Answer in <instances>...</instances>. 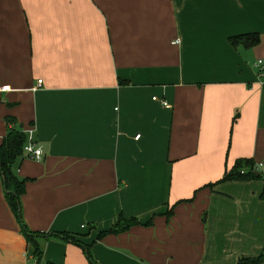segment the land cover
I'll use <instances>...</instances> for the list:
<instances>
[{
	"label": "crops",
	"instance_id": "1",
	"mask_svg": "<svg viewBox=\"0 0 264 264\" xmlns=\"http://www.w3.org/2000/svg\"><path fill=\"white\" fill-rule=\"evenodd\" d=\"M259 59L264 0H0V142L12 117L42 150L14 165L22 220L77 241L38 261L0 176V264L263 262L264 181H219L264 166Z\"/></svg>",
	"mask_w": 264,
	"mask_h": 264
},
{
	"label": "trees",
	"instance_id": "2",
	"mask_svg": "<svg viewBox=\"0 0 264 264\" xmlns=\"http://www.w3.org/2000/svg\"><path fill=\"white\" fill-rule=\"evenodd\" d=\"M232 45L242 44L245 47H251L259 42V35L257 33L241 34L235 37L229 38ZM122 82V81H121ZM6 123L8 125L7 135L0 142V176L2 179L5 198L19 221L21 232L24 235L28 243H30L34 250V257L39 261L42 256V250L39 245V239L46 237L60 238L68 241L77 242L72 236L65 233H52L45 234L42 232L30 231L22 220L20 197L25 192V178H19L14 170V165L22 157H27L24 151V145L28 140L27 131L23 130L22 127L17 126L14 118L6 117ZM15 126V127H14ZM255 163L250 158H239L235 161L234 165L229 171H226L223 177L219 181L227 179H260L261 176L251 170ZM241 170L245 172L241 174ZM214 184H210L212 186ZM261 198L264 199V188L261 194ZM171 210L166 212V216H170ZM137 220L131 218L129 220L120 217L117 224L109 229L107 232H101L100 236L106 233H118L124 231L128 227L137 224ZM149 224V223H148ZM86 252L88 260L92 264H97L87 246H83ZM262 256L258 257H241L238 264H261ZM49 264V263H48Z\"/></svg>",
	"mask_w": 264,
	"mask_h": 264
},
{
	"label": "built area",
	"instance_id": "3",
	"mask_svg": "<svg viewBox=\"0 0 264 264\" xmlns=\"http://www.w3.org/2000/svg\"><path fill=\"white\" fill-rule=\"evenodd\" d=\"M256 66L262 72L264 70V61L260 60V59L257 60ZM41 82H42V80H38L37 84L39 85V84H41ZM10 90H11V88L9 85L0 86V92H7ZM163 104L167 105V102L163 101ZM27 133H28V140H27L26 144L24 145V148L26 145H30L32 147L33 151L27 152V153L25 152V153H26L28 158L35 159V152L37 150H39L42 153V150H41V147H38L36 142L34 141L33 132L31 130H28ZM135 138H139V135H137ZM251 170H254L255 172H259L258 174L261 176V179L264 181V166L263 165L255 164ZM244 172H245L244 170H241L240 173L243 174ZM32 264H36V262H33Z\"/></svg>",
	"mask_w": 264,
	"mask_h": 264
},
{
	"label": "clouds",
	"instance_id": "4",
	"mask_svg": "<svg viewBox=\"0 0 264 264\" xmlns=\"http://www.w3.org/2000/svg\"><path fill=\"white\" fill-rule=\"evenodd\" d=\"M24 150H25L26 153L33 151L32 147L30 145H26L25 148H24ZM41 157H42L41 151L37 150L35 152V159H36V161L39 162L41 160Z\"/></svg>",
	"mask_w": 264,
	"mask_h": 264
},
{
	"label": "rangeland",
	"instance_id": "5",
	"mask_svg": "<svg viewBox=\"0 0 264 264\" xmlns=\"http://www.w3.org/2000/svg\"><path fill=\"white\" fill-rule=\"evenodd\" d=\"M262 264H264V260H263Z\"/></svg>",
	"mask_w": 264,
	"mask_h": 264
}]
</instances>
